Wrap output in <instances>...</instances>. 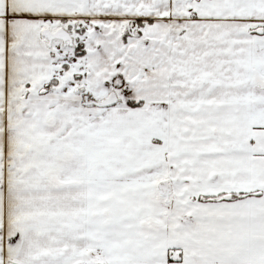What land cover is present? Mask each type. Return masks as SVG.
Here are the masks:
<instances>
[{
    "label": "snow or ice",
    "instance_id": "obj_1",
    "mask_svg": "<svg viewBox=\"0 0 264 264\" xmlns=\"http://www.w3.org/2000/svg\"><path fill=\"white\" fill-rule=\"evenodd\" d=\"M0 264H264V0H0Z\"/></svg>",
    "mask_w": 264,
    "mask_h": 264
}]
</instances>
